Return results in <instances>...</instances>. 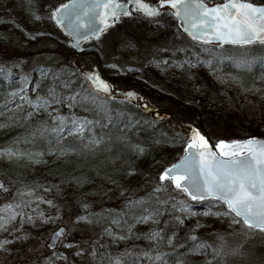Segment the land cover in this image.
<instances>
[{
	"label": "snow or ice",
	"instance_id": "obj_1",
	"mask_svg": "<svg viewBox=\"0 0 264 264\" xmlns=\"http://www.w3.org/2000/svg\"><path fill=\"white\" fill-rule=\"evenodd\" d=\"M15 7L34 22L45 18L37 0H21ZM166 18L178 22L173 39L154 45L143 68L179 69L182 80L194 81L193 70L206 67L221 88L239 85L264 100V72L260 86L255 78L248 86L239 73L221 71L225 62L246 73L257 64L264 69V54L251 53L264 50V0L211 5L206 0H69L47 13V20L71 38L72 49L84 54L87 42L104 57L109 47L130 54L139 51L141 40L151 44L169 27ZM8 22L30 41L53 36ZM126 22L152 31L130 36L121 31ZM184 34L191 47L183 45ZM8 39L0 33V81L6 82L0 83V130L23 128L24 133L0 144V251L27 246V264H264V256L257 258L245 246L257 237L264 241V139H216L193 125L169 136L159 129L161 118L128 111L127 105L144 98L123 90L118 100L95 59L47 57L31 61L26 70L30 61L15 58L5 46ZM225 45L244 51H215ZM104 67L116 75L142 72L115 58L111 63L105 58ZM192 91L206 95L208 89L193 83ZM134 107L155 112L147 102ZM161 145L180 148L182 155L166 165L153 156ZM89 159L96 162L85 172L78 160ZM32 166L48 167L59 182L30 179L25 169ZM117 193L124 201L121 210L104 208V199ZM211 218L227 221V236L199 234L211 228L202 222ZM69 222L89 226L92 235L76 242ZM52 224L56 229L41 244Z\"/></svg>",
	"mask_w": 264,
	"mask_h": 264
},
{
	"label": "trees",
	"instance_id": "obj_2",
	"mask_svg": "<svg viewBox=\"0 0 264 264\" xmlns=\"http://www.w3.org/2000/svg\"><path fill=\"white\" fill-rule=\"evenodd\" d=\"M50 1H52L50 4L52 5V7L58 6L59 4L64 2V0H55L54 2L53 0H50ZM58 2H61V3H58ZM11 12L12 11L10 10L8 4H5V2L0 3V21H5L3 23H0V33H5V32L12 33L13 31L15 35H18L16 39L17 46H15L16 47L15 49L10 50V51L15 53V58L24 59V60L29 61V58L32 56V54L36 53L37 49H40V47H43L45 44L50 43L52 38L47 37V36L38 37L34 41H30L26 39L25 35L20 30L14 28L12 23L8 22V21L14 20V18L10 17ZM26 21L28 22V24H24V25L21 24L22 27L26 31H28V29L31 30V27L36 28L35 22L32 21L30 18H27ZM54 30L58 34H61L64 40L63 45L59 43L58 45L64 48L67 51V53H69L71 56H73V59H71L70 61H74L76 58V54L72 50V48L69 46L67 42L68 39L58 29V27L55 26ZM81 55L83 54H80V56ZM34 60H39L43 62V60L38 59V58H34ZM31 67H32V64L29 68ZM195 71L197 74L196 73L194 74L196 77L194 81H188L186 79L182 80L181 79L182 74L180 73L178 69L171 70L170 76H167V75L163 76V78L166 76L165 80L166 81L168 80V83L173 85V87L178 91L177 93L184 97L182 99L177 96L176 97L173 96V99L178 103L181 109H186L190 113V115L194 117L193 121L191 123H186L185 121L182 120V118H178L177 115H174L171 113H165L164 115H161L160 117H153V119L161 118L159 129L163 130L164 132L168 133L169 136H171L174 134V131L182 132L187 128L188 125H193V126L199 127L206 135H210L216 139H227V140H231L235 138H246L249 136H264V120L262 122H257L255 120H249L239 115L244 99L247 96H251V97L259 96L260 97L259 94H255V95L245 94L241 90L239 85H233L232 87L228 89L221 88L219 85H216L213 83L212 77L209 73V69L206 67L195 69ZM221 71L224 74L239 73L241 78L247 82L248 86H251L252 80L253 78H255L256 85L260 86L261 81L259 80V76L261 72H264V69H262L261 66L257 64L256 67L253 69L252 73H246V72H242L239 69H235L229 62H225L221 66ZM111 79L113 81L118 80V78H113V77ZM135 79H136V76L131 73V74L124 76L122 78V81L120 80L116 82L129 85V83L132 81H135ZM0 83L6 86V82L0 81ZM193 83L199 86L206 87L208 89L207 94L205 95L203 91L193 92L192 91ZM150 85L144 83L142 85V89L148 95H154L155 86L154 85L150 86ZM213 98H214V102H212ZM189 99H194L195 103H189L188 102ZM127 109L130 112H134V113L141 115L138 112L140 111V109L137 108L138 111L136 112V107H134V104L127 105ZM141 113H144V112H141ZM146 113L150 114L149 112H146ZM23 133H24L23 128H16L10 131L0 130V144L6 143L7 141L11 140L13 137L19 136ZM179 155H182V150L180 148L173 149V148L168 147L167 145L157 146L153 152V156L155 157V159L163 161V163L166 165L176 161ZM46 159H49L51 163V158H46ZM95 162H96L95 159H89L87 161L78 160V163H82L84 165L85 172L90 171L91 169L89 165H94ZM141 167L146 168L147 163H142ZM25 171L30 179H34V180L39 179L43 181L44 178L47 177L49 180H52L55 183L59 182L55 177L49 174V168L46 166H32L31 168L25 169ZM133 187H135V182H133ZM89 189H90V186L85 187V191H88ZM140 194H143V192H141ZM110 200H113V201L110 202ZM110 203L118 204L119 205L118 210H121L124 204V201L122 198L119 197V193H117L115 197H112V198L106 197L103 201V205H106V204L109 205ZM100 210L101 208L99 210H97V207L95 208V211H100ZM206 223L211 225L210 229L204 228V229L198 230L199 234L203 238H208L207 234L209 233V231L211 232L220 231V232H223L227 236L228 234L227 221H218V220H215V218H212ZM138 227L144 229V226H138ZM242 240L243 239H239L237 242L241 243ZM138 243H140L141 246L147 245L146 241H140ZM229 243H233V241L229 239ZM15 247L17 249L20 248V246H15ZM246 247L264 248V246H246ZM199 259H201V257H196V260H199Z\"/></svg>",
	"mask_w": 264,
	"mask_h": 264
},
{
	"label": "rangeland",
	"instance_id": "obj_3",
	"mask_svg": "<svg viewBox=\"0 0 264 264\" xmlns=\"http://www.w3.org/2000/svg\"><path fill=\"white\" fill-rule=\"evenodd\" d=\"M54 1L55 0H53V2ZM206 1L210 2L211 4L220 2V0H206ZM259 1L261 0H256L257 3H259ZM2 2H5V4H8L10 10L12 11L10 14L11 18H14L16 22H19L22 25L28 24V22L26 21L27 18H29L27 11L25 9L15 7V5H18L21 3V0H0V3ZM51 2L52 1L50 0L48 1L37 0V7L40 9V14L44 16L45 18L41 21H35L36 28L31 27V30L32 32H35L37 30L39 31L43 30L45 32H52L53 36L51 37L52 40L50 41V43L45 44L43 47H40V49H37L36 53L32 54V56L29 58V61H30L28 64L29 67L31 66V61L34 60V58H38L43 61L47 57H57L58 59L62 61H70L71 59H73V56H71L69 53H67V51L64 48L58 45V43L63 45L64 40L61 34H58L57 32H55L54 22L47 20L48 10L50 7H52V5H50ZM65 2H67V0H64L63 3ZM58 3H61V2H58ZM53 7H57V6H53ZM166 21L169 24V27L166 30L161 29L158 34V39H153L151 44H148L146 41L141 40L140 44L138 45L139 51L132 50L130 54H122L118 46H113L107 49V56L104 57L97 53L92 52L90 45L87 44L86 48H88L89 51L79 57H76L75 59L77 58H81L84 60L95 59L97 61L98 67L101 69L104 76L110 81H112L115 84L116 88H119L122 90L134 89L138 92H142L145 95V97L148 99L149 104L151 106H154L158 112L171 113V114L177 115L178 118H182V120L185 121L186 123H191L194 117H192L186 109H181L178 103L173 99V96L175 97L177 96L182 99L184 97L177 93L178 91L173 87V85L168 83V80L167 81L165 80L166 76L163 78L164 75L170 76L171 70H174V69H170L167 73H162L154 66L146 67V68L142 67V62L144 61V58L149 54V52L151 51V48L154 45L163 44L173 39V33L176 30L178 22L174 20H170L168 18H166ZM31 30L28 29V32H31ZM121 31H126L130 36L136 37L142 34H150L152 29L146 28L143 25H138V26L129 25L126 22L124 27L121 29ZM7 34L9 36V39L6 42L5 46L8 47L9 50H13L16 48L15 46H17L16 39L18 35H15L13 31L12 33H7ZM106 39L111 40V37H108ZM183 45L188 46V47L192 46V42L186 34L183 35ZM215 51L217 52L222 51L224 55H238L242 53L244 49L237 48V47H231V46L230 47L224 46L223 49L216 48ZM251 53L253 55H261V54H264V50L256 48V49H252ZM134 57L136 59H133ZM105 58H107L108 62L110 63L114 62V58H115V60H118L119 62L124 63L128 67L142 68V72L132 73L136 76V79L135 81H132L133 83L130 82L129 85L118 83L116 81H120V80L122 81V78L124 76L131 74V73H121L119 75L112 73L110 70H107L104 67ZM137 61H140V62H137ZM29 67H27L26 70L30 69ZM193 73L195 74L196 71L193 70ZM112 77L118 78V80L113 81L111 79ZM144 83L148 85L151 84L150 86L152 85L155 86L154 95H148L142 89V85ZM137 111L138 109L136 108V112ZM140 111L138 112L144 118L153 119L154 117L153 114L151 113L147 114L146 112H144L145 113L144 114V113H141L142 111L141 112ZM239 115L249 120H255L257 122H262L264 120V100H261L259 96L258 97L247 96L243 101L242 108H241V111L239 112ZM112 201L113 200H110V202ZM103 207L107 209L110 208L116 211H120L118 210L119 205L116 203H110L109 205L106 204V205H103ZM99 209L100 208L97 207V210ZM211 219H208L207 221ZM207 221L202 220V222H207ZM65 222H68L67 216L65 217ZM56 227H57L56 224H52V225H49L44 230L42 234L43 238L40 240L41 244H43L44 241L48 239L49 235L51 234V231L56 229ZM69 227H75V231L73 233L72 238L76 242L87 240L92 235V230L90 229L89 226L80 225L79 227H76L69 222ZM241 243L243 244L245 243V241L242 240ZM15 246H19V245H14L13 250L9 253L0 251V264H27V258L30 255V253L27 251V246H25L24 248L20 247L18 249ZM245 246H264V241H262L259 237H257L255 239L249 240ZM120 247H123V245H121ZM252 250H254L253 252L256 254L257 258H259L260 256H264V248L258 247V248H252Z\"/></svg>",
	"mask_w": 264,
	"mask_h": 264
},
{
	"label": "water",
	"instance_id": "obj_4",
	"mask_svg": "<svg viewBox=\"0 0 264 264\" xmlns=\"http://www.w3.org/2000/svg\"><path fill=\"white\" fill-rule=\"evenodd\" d=\"M66 3H69V0L66 2ZM62 30V29H61ZM63 31V30H62ZM64 32V31H63ZM64 34L66 35V33L64 32ZM67 36V35H66ZM68 37V36H67ZM70 40H69V45L71 46V38L70 37H68ZM84 46V45H83ZM73 50H75V49H73ZM75 51H78V50H75ZM135 91V90H134ZM116 92V94H117V96H120L121 98H123L121 95H120V92H121V90H116L115 91ZM139 93V92H138ZM140 94V96L141 97H143L144 99L143 100H137V101H134V103H138L139 101L140 102H142V103H145V102H147V100H146V98L144 97V95L142 94V93H139ZM148 103V102H147ZM202 131V130H201ZM250 137V136H249ZM255 137H258V138H261V139H264V136H255ZM246 138H248V137H246ZM246 138H235V139H240V140H242V139H246ZM225 140H227V139H225ZM232 140V139H231ZM176 162V161H175ZM175 162H173V163H175Z\"/></svg>",
	"mask_w": 264,
	"mask_h": 264
}]
</instances>
